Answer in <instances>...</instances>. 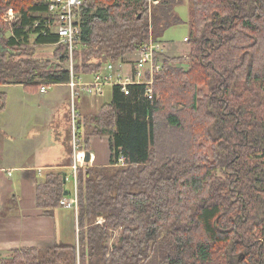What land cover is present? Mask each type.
<instances>
[{
  "label": "trees",
  "instance_id": "1",
  "mask_svg": "<svg viewBox=\"0 0 264 264\" xmlns=\"http://www.w3.org/2000/svg\"><path fill=\"white\" fill-rule=\"evenodd\" d=\"M185 2L190 49L156 57L153 101L145 85L130 95L110 85L95 113L76 104L78 149L106 135L111 150L109 165L77 170L80 264H264V0H82L74 74L163 42ZM57 23L48 0H0V86L37 93L70 81ZM44 45L56 46L53 59L37 56ZM6 101L0 90V111ZM65 191L62 171L46 172L37 207L53 216ZM77 251L22 247L0 264H78Z\"/></svg>",
  "mask_w": 264,
  "mask_h": 264
},
{
  "label": "crops",
  "instance_id": "2",
  "mask_svg": "<svg viewBox=\"0 0 264 264\" xmlns=\"http://www.w3.org/2000/svg\"><path fill=\"white\" fill-rule=\"evenodd\" d=\"M50 54L47 51L39 55L37 50L39 57ZM137 56L128 55L117 62V71L128 72ZM0 90L7 93L6 106L0 111V255L8 256L17 248H46L57 243L77 242L79 247L73 209L61 206L53 216H46L36 205L37 183L48 171H65V186L72 182V188L66 189L69 193L75 190L72 164L76 127L67 83L37 93L29 92L22 84L2 85ZM80 96L79 113H95L102 106L99 95L80 92ZM89 144L90 148L82 152H90V159L80 166L109 165L108 136L94 135Z\"/></svg>",
  "mask_w": 264,
  "mask_h": 264
},
{
  "label": "built area",
  "instance_id": "3",
  "mask_svg": "<svg viewBox=\"0 0 264 264\" xmlns=\"http://www.w3.org/2000/svg\"><path fill=\"white\" fill-rule=\"evenodd\" d=\"M50 10L56 15L58 20L57 25L53 28V32L60 36V42L68 44L69 60L68 67L71 72L70 81L67 83L70 89L71 96V113L73 122H75L76 116V98L80 92L93 95H102L104 88L110 85H119L121 91L125 95L131 94V85H145L143 96L148 100L153 101L155 98V92L153 88L154 75L160 72L162 63L156 60V57L160 55V58L166 52V45L164 42L155 41L151 39L148 44L143 46L136 54L138 56L134 60L131 68L128 72L122 73L117 71V67L114 63H109L103 70L97 71L92 75V79L84 80L83 77L76 76L74 74V50L77 47L81 28L79 25V18L77 16L76 8L82 3V0H48ZM148 5L158 3L159 0H147ZM14 16L12 10H9L4 19L10 21ZM187 40V38H185ZM43 92L47 90L44 86L41 88ZM74 159L72 164V172L75 181V190L68 195H64L60 200V205L64 208L73 209L76 215L77 230L78 227V194H77V170L80 165L85 162V156L83 150H77L76 141L74 139ZM124 162V158L119 159V163ZM102 217L97 218L96 223H103ZM78 264L79 260V247H78Z\"/></svg>",
  "mask_w": 264,
  "mask_h": 264
},
{
  "label": "rangeland",
  "instance_id": "4",
  "mask_svg": "<svg viewBox=\"0 0 264 264\" xmlns=\"http://www.w3.org/2000/svg\"><path fill=\"white\" fill-rule=\"evenodd\" d=\"M176 11L180 15V17L184 20V22L181 24L169 27L163 33V36L161 37L163 42H165V44H166V51L165 52L167 54L166 53L165 54L166 55L171 54L172 56L188 54L189 49H190L189 43L187 41H184V38L189 35V27H188V23H187V20L189 19L188 2H185L184 4H180L179 6H177ZM55 47H56L55 45L54 46H38L37 50H38L39 55L41 53L44 54L47 51H50L51 52L50 56L46 57V58H52L53 59L52 52L55 49ZM42 57H45V56H42ZM81 97L83 98V96L77 97V102L80 101ZM98 97H101V99H100L101 105H103L104 103L110 102L112 100V87L106 86L103 94L99 95ZM71 117H72V113H71ZM76 117H77V114H76L75 118ZM72 119H73V117H72ZM66 187L68 189L72 188V182L68 181ZM111 241H113V240H111Z\"/></svg>",
  "mask_w": 264,
  "mask_h": 264
},
{
  "label": "water",
  "instance_id": "5",
  "mask_svg": "<svg viewBox=\"0 0 264 264\" xmlns=\"http://www.w3.org/2000/svg\"><path fill=\"white\" fill-rule=\"evenodd\" d=\"M86 154V156H85V160L86 161H89V159H90V152H86L85 153ZM62 176H63V181H64V183H66V181H67V173L65 172V171H63L62 172ZM69 194V191L67 190V191H65V193H64V195H68Z\"/></svg>",
  "mask_w": 264,
  "mask_h": 264
}]
</instances>
